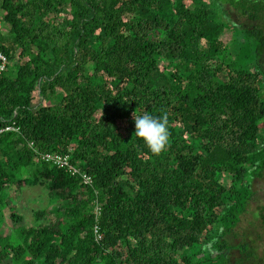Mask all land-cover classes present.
<instances>
[{
	"label": "trees",
	"instance_id": "trees-1",
	"mask_svg": "<svg viewBox=\"0 0 264 264\" xmlns=\"http://www.w3.org/2000/svg\"><path fill=\"white\" fill-rule=\"evenodd\" d=\"M0 17V128L18 127L0 133V264H264V0H0ZM145 112L168 117L159 154ZM25 185L49 198L29 225Z\"/></svg>",
	"mask_w": 264,
	"mask_h": 264
},
{
	"label": "rangeland",
	"instance_id": "rangeland-1",
	"mask_svg": "<svg viewBox=\"0 0 264 264\" xmlns=\"http://www.w3.org/2000/svg\"><path fill=\"white\" fill-rule=\"evenodd\" d=\"M230 14H231V20L234 23H237L238 20H237L235 14L234 13H230ZM231 49L233 50V52L236 51L235 47H232ZM262 65H263L262 67L264 70V58L262 59ZM253 186H254V189L256 191L261 192V189L264 187V181L256 180V182L254 183ZM9 192L11 195H14V191H13L12 187L9 189ZM14 199H15V204L18 208V211L23 215L22 223L28 224V225L31 224L33 221V214H32L33 211L40 209V208H44L49 203L47 190L41 185H33V186L25 185V186H23L21 189V193L18 196H17V194H16V196L14 195ZM12 225H13V221H11L9 214L7 212L5 215V221L2 224V227L0 228V234L1 235L8 234L10 232V228ZM224 238L227 241H229V243L232 245L238 243V241L240 240L239 238L234 239L228 235H226ZM263 245H264L263 241H261V242L258 241L254 245L256 250H257L255 255L259 258L260 262H263ZM238 254L239 253L236 250L231 251L230 258H234V257L238 256Z\"/></svg>",
	"mask_w": 264,
	"mask_h": 264
},
{
	"label": "clouds",
	"instance_id": "clouds-1",
	"mask_svg": "<svg viewBox=\"0 0 264 264\" xmlns=\"http://www.w3.org/2000/svg\"><path fill=\"white\" fill-rule=\"evenodd\" d=\"M135 135L143 140L153 154L164 151L169 143L170 131L166 114L159 116L145 112L134 116Z\"/></svg>",
	"mask_w": 264,
	"mask_h": 264
},
{
	"label": "built area",
	"instance_id": "built-area-1",
	"mask_svg": "<svg viewBox=\"0 0 264 264\" xmlns=\"http://www.w3.org/2000/svg\"><path fill=\"white\" fill-rule=\"evenodd\" d=\"M1 26H2V19L0 17V31H1ZM7 63H8L7 56L2 51H0V75L6 69ZM11 130L16 131L18 130V127H16L14 123L7 124L6 126L0 128V133L3 131H11ZM38 156L41 159V161L51 163L53 165H56L59 168H65L72 175L79 174L84 183L91 184L92 182L91 177L85 172H81L78 166L71 164L68 154L45 152V153H39ZM94 211L96 213V217H98V215L100 214L99 206L96 205ZM93 231H94V236H95L96 241L101 240L102 237H101V234L99 232V228L97 225H94Z\"/></svg>",
	"mask_w": 264,
	"mask_h": 264
}]
</instances>
